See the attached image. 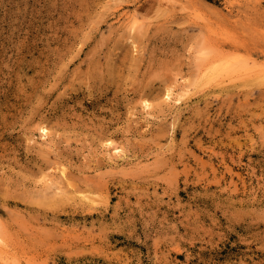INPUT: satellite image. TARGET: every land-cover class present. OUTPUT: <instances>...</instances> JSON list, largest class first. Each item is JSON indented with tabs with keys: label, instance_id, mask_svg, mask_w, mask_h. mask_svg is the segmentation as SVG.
Wrapping results in <instances>:
<instances>
[{
	"label": "rangeland",
	"instance_id": "rangeland-1",
	"mask_svg": "<svg viewBox=\"0 0 264 264\" xmlns=\"http://www.w3.org/2000/svg\"><path fill=\"white\" fill-rule=\"evenodd\" d=\"M0 264H264V0H0Z\"/></svg>",
	"mask_w": 264,
	"mask_h": 264
},
{
	"label": "bare ground",
	"instance_id": "bare-ground-1",
	"mask_svg": "<svg viewBox=\"0 0 264 264\" xmlns=\"http://www.w3.org/2000/svg\"><path fill=\"white\" fill-rule=\"evenodd\" d=\"M48 129V128H47ZM48 131V130H47ZM46 132V131H45ZM86 197V196H85ZM89 199V198H88ZM96 201V200H95Z\"/></svg>",
	"mask_w": 264,
	"mask_h": 264
}]
</instances>
